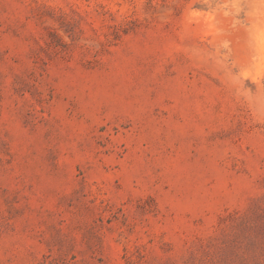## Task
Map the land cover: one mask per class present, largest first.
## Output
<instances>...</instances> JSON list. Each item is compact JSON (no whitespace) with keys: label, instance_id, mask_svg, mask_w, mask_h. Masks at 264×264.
I'll return each instance as SVG.
<instances>
[{"label":"rangeland","instance_id":"rangeland-1","mask_svg":"<svg viewBox=\"0 0 264 264\" xmlns=\"http://www.w3.org/2000/svg\"><path fill=\"white\" fill-rule=\"evenodd\" d=\"M0 264H264V0H0Z\"/></svg>","mask_w":264,"mask_h":264}]
</instances>
